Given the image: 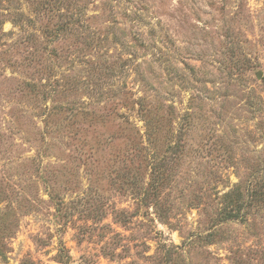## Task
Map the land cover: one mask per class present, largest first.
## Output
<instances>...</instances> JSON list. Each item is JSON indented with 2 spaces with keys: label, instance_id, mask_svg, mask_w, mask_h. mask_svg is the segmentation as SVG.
<instances>
[{
  "label": "rangeland",
  "instance_id": "1",
  "mask_svg": "<svg viewBox=\"0 0 264 264\" xmlns=\"http://www.w3.org/2000/svg\"><path fill=\"white\" fill-rule=\"evenodd\" d=\"M263 190L264 0H0V264H264Z\"/></svg>",
  "mask_w": 264,
  "mask_h": 264
},
{
  "label": "water",
  "instance_id": "2",
  "mask_svg": "<svg viewBox=\"0 0 264 264\" xmlns=\"http://www.w3.org/2000/svg\"><path fill=\"white\" fill-rule=\"evenodd\" d=\"M261 76V72H257V77H260Z\"/></svg>",
  "mask_w": 264,
  "mask_h": 264
},
{
  "label": "trees",
  "instance_id": "3",
  "mask_svg": "<svg viewBox=\"0 0 264 264\" xmlns=\"http://www.w3.org/2000/svg\"><path fill=\"white\" fill-rule=\"evenodd\" d=\"M263 192H264V190H263ZM263 192H262V193H263ZM235 215H236V214H235Z\"/></svg>",
  "mask_w": 264,
  "mask_h": 264
}]
</instances>
